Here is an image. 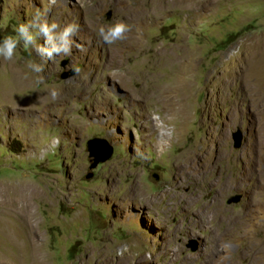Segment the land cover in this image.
Instances as JSON below:
<instances>
[{"label": "rangeland", "instance_id": "rangeland-1", "mask_svg": "<svg viewBox=\"0 0 264 264\" xmlns=\"http://www.w3.org/2000/svg\"><path fill=\"white\" fill-rule=\"evenodd\" d=\"M49 7V0H0V40L17 36L37 11L61 28L79 26L70 55L47 59L21 40L11 60L0 56V190L23 194L16 199L30 215L25 231L36 227L38 250L10 227L19 214H3L0 264L264 257L251 248L264 240V0H56ZM117 21L130 31L107 44L95 25ZM37 44L47 46L45 37ZM111 48L130 71L124 84L110 74ZM93 138L106 139L112 154L90 168ZM182 152L202 157L201 179L177 175ZM218 187L219 213L200 219ZM234 195L239 201L228 202ZM241 213V227L215 252L214 233Z\"/></svg>", "mask_w": 264, "mask_h": 264}, {"label": "bare ground", "instance_id": "bare-ground-1", "mask_svg": "<svg viewBox=\"0 0 264 264\" xmlns=\"http://www.w3.org/2000/svg\"><path fill=\"white\" fill-rule=\"evenodd\" d=\"M98 25V23H97ZM99 26V25H98ZM95 25V28L96 31L98 32L100 26L98 27ZM91 28V27H90ZM93 30V28H91ZM125 38L122 39V40H117L119 43H122L124 42ZM112 46V45H111ZM117 46V45H116ZM115 46V47H116ZM120 46V45H119ZM123 48V47H122ZM120 52V51H119ZM118 48H111L110 51H108V67L111 69V75L113 78L118 79L121 83H125V80L128 79L129 77H131V74H130V71L123 65L122 62H120L118 60ZM130 80V78L128 79ZM182 85V84H181ZM180 85V87H181ZM255 86V85H254ZM162 136H166V133H162ZM184 152V151H183ZM180 153L177 157V159L175 160V170L177 172V175H183V176H186V177H189L191 178L192 180H198V179H201V173H202V169H204V165L200 163L201 161V158L199 156V153L198 152H194L192 155L189 153H186V154H183ZM262 160H264V155L262 156ZM207 163V162H206ZM182 180V179H181ZM180 180V181H181ZM183 183V182H182ZM20 188V187H19ZM23 189V188H22ZM221 187L219 188H216V191H215V195L213 196L212 200L214 201L212 207L210 208L208 204L204 203L205 206V210H200L201 212L199 213V217L200 219H206L208 217H212V216H215L219 213L220 211V207H219V202L216 200L219 196H218V192L220 191ZM214 190V189H213ZM4 196H2V195ZM16 194H18L20 196L19 193H13L12 195H8L7 193V190L5 191V189H1L0 190V218L3 214H6L5 216H7V214H13V213H17L19 214V217H18V220L15 221L14 223L10 224V227L11 228H14V229H18L19 232L25 234L24 237H27L26 239L29 241L28 243L31 244V246L33 245V242L35 241L34 238H35V232L33 231V229L35 230L36 227H34L32 229V227H28V229L25 231V225L26 224L27 226L29 225V219H30V215H28V212L25 211V207L24 205L22 204V201L20 199V197L18 199H16ZM23 195V194H21ZM185 196V195H184ZM189 197V196H188ZM22 198V197H21ZM181 200L183 201H190L192 200V198H184L182 196H180ZM256 198V196H255ZM23 199V198H22ZM27 199V198H25ZM256 202V200H255ZM257 202H260L257 200ZM26 203V202H25ZM187 204V203H186ZM259 204V203H257ZM256 204V205H257ZM253 207V206H252ZM27 208V207H26ZM254 208V207H253ZM256 208V207H255ZM262 208V207H261ZM264 210V209H263ZM255 211V210H254ZM248 212V211H247ZM251 212V211H250ZM253 213V212H252ZM32 214V213H31ZM3 216V217H5ZM15 216V215H14ZM13 216V217H14ZM246 215L244 213H241L239 216H236L237 219H231L230 220L228 219V222H227V228L224 230V232L222 233H214V250L215 252L217 251V249L219 250L220 246H221V242L223 240H225L226 238V234L228 233H231L233 231V229L235 228H239L241 227L243 221H242V218L245 217ZM2 217V218H3ZM9 217V216H8ZM12 218V217H10ZM16 218V217H15ZM2 220V219H1ZM4 220L6 221V219L4 218ZM14 221V220H13ZM2 225V223H1ZM0 225V226H1ZM2 227V226H1ZM0 227V228H1ZM7 227V226H6ZM6 229V228H4ZM1 231V230H0ZM6 232V230H5ZM11 232V230H10ZM18 232V233H19ZM4 233V232H3ZM1 233V234H3ZM4 235V234H3ZM12 235V233H11ZM17 235V234H16ZM6 236V235H5ZM10 236V235H9ZM37 236V234H36ZM11 239L13 238V236L10 237ZM16 238H14L15 240ZM37 240V239H36ZM12 241V240H11ZM17 241V240H16ZM15 241V243H17ZM19 242V241H18ZM38 242V241H37ZM18 244V243H17ZM29 244V245H30ZM35 244V243H34ZM256 246V247H255ZM222 247V246H221ZM251 248H254L256 249L255 251H260L264 249V240L258 242L257 244H253ZM32 251L36 250V248H34V245L31 249ZM38 250H36V253H37ZM220 251V250H219ZM29 252V251H28ZM33 252V254H34ZM218 252V251H217ZM212 253V252H211ZM214 253V252H213ZM250 253V252H249ZM39 254V253H38ZM37 255V254H36ZM259 255V253H258ZM32 256V255H31ZM35 256V255H34ZM251 256V255H250ZM255 256V254H254ZM30 257V256H29ZM260 256H258L256 259H253L252 260V264H256V263H260V264H264V257L263 255L259 258ZM211 259V258H210ZM105 262V261H104ZM32 263V261H31ZM35 263V262H34ZM32 263V264H34Z\"/></svg>", "mask_w": 264, "mask_h": 264}, {"label": "clouds", "instance_id": "clouds-1", "mask_svg": "<svg viewBox=\"0 0 264 264\" xmlns=\"http://www.w3.org/2000/svg\"><path fill=\"white\" fill-rule=\"evenodd\" d=\"M50 7L56 3V0H49ZM17 36L7 35L0 40V56L6 60H11L16 53L20 41L23 40L25 47H35L47 59H52L58 55H70L73 40L79 26L75 23H69L63 28L56 22H49L46 15L37 11L32 20L21 23L17 28ZM130 31V26L124 21H117L113 25L100 27L98 30L99 37L107 44H112L117 40L125 38V33ZM45 37V45L37 44V38ZM28 67L36 73L43 71V64L35 61H29ZM78 72L79 69H76ZM59 93L55 90L51 91L53 99L58 97ZM155 119V117H154Z\"/></svg>", "mask_w": 264, "mask_h": 264}, {"label": "water", "instance_id": "water-1", "mask_svg": "<svg viewBox=\"0 0 264 264\" xmlns=\"http://www.w3.org/2000/svg\"><path fill=\"white\" fill-rule=\"evenodd\" d=\"M110 14L108 13L107 16ZM67 61H63L61 65H65ZM72 74L73 71L70 70L69 73L64 72L61 77H66L68 74ZM234 137V146L237 147L239 146L241 134L240 132H237L233 135ZM87 149L89 152V156L93 158V162L90 165V168H94L98 163L106 161L108 158H110L112 154V147L109 145V143L106 141V139L103 138H93L88 140L87 142ZM91 173L87 175V177H90ZM240 199V195H234L231 196L228 199V202H237ZM192 246L191 249L194 250L196 248V242L195 241H190Z\"/></svg>", "mask_w": 264, "mask_h": 264}]
</instances>
